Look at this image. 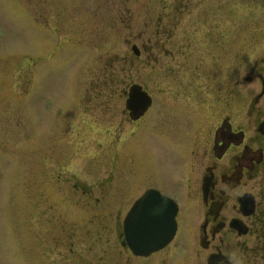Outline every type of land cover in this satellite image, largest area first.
I'll return each instance as SVG.
<instances>
[{
	"label": "rangeland",
	"instance_id": "obj_1",
	"mask_svg": "<svg viewBox=\"0 0 264 264\" xmlns=\"http://www.w3.org/2000/svg\"><path fill=\"white\" fill-rule=\"evenodd\" d=\"M24 2L11 0L31 16L29 3L37 0ZM165 2L128 0L117 22L108 3L100 21L91 18L93 10L75 8L54 33L35 26L32 16L30 21L15 9H3L0 0V51L7 53L0 55V264L135 262L124 249L119 256L118 228L144 188L171 187L177 163L161 133L147 132L146 120H160L159 114L116 128V108L118 122L124 100L116 107L113 83L117 77L151 87L158 102L168 99L162 71L170 58L181 59L179 35L185 27L199 23L201 33L218 35L222 92L232 42L235 107L238 98L249 96L252 85L242 78L244 39L264 24L259 19L264 0H214L215 17L204 21L201 14L188 25L193 14L170 19ZM149 17L154 35L163 32L153 42L146 40ZM151 43L157 46L154 64L147 62ZM212 77L202 75L207 91ZM155 126L162 129L158 122Z\"/></svg>",
	"mask_w": 264,
	"mask_h": 264
},
{
	"label": "flooded vegetation",
	"instance_id": "obj_2",
	"mask_svg": "<svg viewBox=\"0 0 264 264\" xmlns=\"http://www.w3.org/2000/svg\"><path fill=\"white\" fill-rule=\"evenodd\" d=\"M127 1L37 0L29 3L33 20L29 12L25 15L26 7H15L11 0H1V4L3 9L12 8L20 12L24 19L30 17L35 26L44 25L57 33L61 31L58 25L71 17L75 8L93 10L91 18L100 21L105 18L102 9L108 3L114 20L121 21L120 7ZM22 2L25 5L24 0ZM260 4L264 6L263 2ZM217 5L214 0H167L164 3L168 18L193 14V21L187 25L200 21L201 14L204 21L215 17ZM227 15L231 18L230 8ZM262 16L259 19L264 20V7ZM195 24L185 27L184 33L179 35L183 43V48L179 50L181 59L172 57L163 68L165 88L162 92L169 96L168 99L158 102L151 87L138 84L149 95L151 102L143 114L134 117L126 106V100L130 88L137 83L117 81V77L113 83L116 107L124 100V108L118 109V122L116 108V128L117 123L121 125L122 121L136 125L149 113L151 116L159 114L160 120H146L149 126L147 132L152 135L161 133L167 147L168 144L170 146L169 156L177 163L170 188L164 189L155 184L144 188H157L175 201L176 229L172 239L147 255H136L124 240L121 223L118 228L122 246L119 256L122 249L128 251L135 261L132 264H264V24L259 23V27L244 39L246 48L242 54V66L245 74L242 78L252 88L248 97L244 94L246 97L237 99L239 103L236 107L232 94L231 41L228 50L230 63L229 67L226 66L225 90L222 92L217 79L220 76L217 68L218 35L212 36L210 30L201 33L199 23ZM156 31L159 32V29ZM146 32L147 42L163 35L162 31L154 35L151 17ZM228 35L231 40V34ZM137 39V36L130 38ZM156 47L151 43V50H147L148 63H155L152 49ZM5 51H0V55H7ZM203 74L213 76L208 91L201 84ZM240 106L241 113L235 114ZM235 117H241L240 121ZM157 122L158 126H162L161 130L155 126ZM20 264H25L24 260Z\"/></svg>",
	"mask_w": 264,
	"mask_h": 264
},
{
	"label": "water",
	"instance_id": "obj_3",
	"mask_svg": "<svg viewBox=\"0 0 264 264\" xmlns=\"http://www.w3.org/2000/svg\"><path fill=\"white\" fill-rule=\"evenodd\" d=\"M131 49L139 54L136 45ZM150 97L138 84L132 85L126 106L139 117L150 104ZM176 203L157 188L146 189L131 205L123 219L125 242L136 255H147L165 246L176 229Z\"/></svg>",
	"mask_w": 264,
	"mask_h": 264
}]
</instances>
